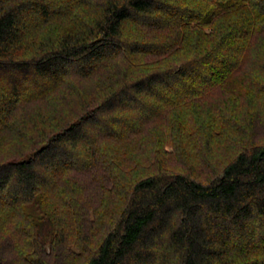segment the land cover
Returning <instances> with one entry per match:
<instances>
[{
	"label": "trees",
	"instance_id": "trees-1",
	"mask_svg": "<svg viewBox=\"0 0 264 264\" xmlns=\"http://www.w3.org/2000/svg\"><path fill=\"white\" fill-rule=\"evenodd\" d=\"M0 150V264H264V0H0Z\"/></svg>",
	"mask_w": 264,
	"mask_h": 264
},
{
	"label": "rangeland",
	"instance_id": "rangeland-1",
	"mask_svg": "<svg viewBox=\"0 0 264 264\" xmlns=\"http://www.w3.org/2000/svg\"><path fill=\"white\" fill-rule=\"evenodd\" d=\"M27 110H28V107H27ZM215 136L217 135V132L214 134ZM218 136V135H217ZM214 145H215V147H216V149L217 148H219V145H221V144H213V147H214ZM2 148V147H1ZM212 149H214V148H212ZM216 149H214L215 151H216ZM2 154H8V150L7 151H1L0 150V158H8L7 156H5V155H2ZM201 176H204V174L203 175H201ZM50 250L51 249H48V247H47V252H50ZM55 250V249H54ZM53 250V251H54ZM21 258V257H20ZM16 263L17 264H28L26 261H24L22 258H21V260L20 261H18V260H16Z\"/></svg>",
	"mask_w": 264,
	"mask_h": 264
}]
</instances>
